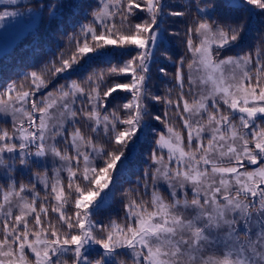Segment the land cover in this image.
I'll return each mask as SVG.
<instances>
[{
    "label": "snow or ice",
    "instance_id": "6c2138e0",
    "mask_svg": "<svg viewBox=\"0 0 264 264\" xmlns=\"http://www.w3.org/2000/svg\"><path fill=\"white\" fill-rule=\"evenodd\" d=\"M246 6L264 13V0L230 3ZM214 8V0L197 5L200 17L186 32L187 88L181 58L176 100L148 87L164 18L184 15L165 12L163 0H97L65 50L0 89V120L12 125L0 126L7 184H0V264H264V33L254 52L219 58L247 23L214 17ZM49 9L55 17L57 6ZM18 14L5 7L0 22ZM81 73L80 81L67 79ZM63 74L66 83L47 91ZM119 76L129 79L107 85L106 77ZM117 90L131 98L109 108ZM162 100L165 111L154 114L148 102ZM169 109L186 136L169 122ZM142 136L151 139L150 163L137 187L121 192L123 217L96 221ZM32 166L42 171L18 182L15 173Z\"/></svg>",
    "mask_w": 264,
    "mask_h": 264
},
{
    "label": "trees",
    "instance_id": "16d2710c",
    "mask_svg": "<svg viewBox=\"0 0 264 264\" xmlns=\"http://www.w3.org/2000/svg\"><path fill=\"white\" fill-rule=\"evenodd\" d=\"M44 2L47 3V2H51V1L44 0ZM55 2H56L55 0H52L53 4ZM206 2H207V0H187L186 5H183L182 3H179V0L163 1L164 5H165V9H164L165 11L167 10V8H172L174 6V7L179 8V9H177L179 12H181L182 10H184V12H186V14H185L186 17H184L185 20H184V18L180 19L177 16H166L165 19L169 20L170 24L174 25L175 28L178 26V28H180L182 30L183 29H189L190 27L194 29L195 28V22L200 17V14L197 12V5H199L200 7H204ZM236 2L239 3V2H241V0H239V1L236 0ZM56 3H57L56 4V6H57L56 16L50 17V16H47V14L45 15V10L43 7H41L40 12L37 13L39 15L38 25L34 26V30L44 29L45 26H48V23L50 21V23H49V26L51 29L50 33L52 32V34H53L54 38H56V40H54L52 35L49 34L46 41L50 45H53L54 41H55V51L53 53L48 51L47 53H45L39 57L36 55V53L31 52V50L29 51V50L25 49L24 51L19 52L20 49L22 48L21 44L13 46V48L6 55H3V58L0 59V65H1L0 66V89H2L4 85H6L7 83H10L13 80L19 81L22 78L21 77L22 73L35 71V70H38L40 68H43L47 64V62L52 60L53 58H55L60 51L65 50L66 46L68 45L69 36L73 35L74 33H77L79 31V26L81 23H88V21L91 20V16L88 13H90L92 8H95L97 6V0H57ZM230 3H231V0H217V1H215L214 2L215 8L212 11V16L217 17V18H221V17H226V18L244 17L246 20V23H247V27H246V31L244 32V34L242 36L241 41L237 44L238 45L237 50L235 49L236 46L231 47L227 51H222L220 53L219 58H223L225 56H236L237 53L244 54L245 52H254L255 46L260 41L261 34L264 33V30H262L264 27L261 28V30L259 29V25L264 26V13H261V11L259 9H256L254 6H246L245 8H233V7H230ZM32 4H35V3H32ZM28 5L29 6H35V5H31V4H28ZM3 6H1V7H3ZM7 8H10V6H8ZM248 9H251V10L249 11ZM31 10L32 9H30V12H31ZM71 20L74 23L69 28L68 25L70 24L69 22H72ZM134 22H139V20L134 21ZM54 30H56V31L54 32ZM247 31H248V33H246ZM44 32H46L45 29H44ZM181 37H182V39L180 41L175 40L173 37H172V39L176 42H179L180 45L183 44V46L181 45V47L179 46V47H177V49L180 50V52L182 53L183 56L188 58V62H187V64H188L193 58L192 53L189 52L187 49L186 42H185L186 35L183 38V34L181 32ZM41 39H42V36L39 38V42L41 41ZM193 39H194V43H198V40H196L195 35H193ZM19 40L22 41V44H23V42L24 43L26 42V38L24 40V37L19 38ZM255 40H257V41H255ZM242 41H247L248 45H246L245 47H241ZM38 45L42 48L44 47L43 44H38ZM162 54H164L165 56L164 57L158 56V61H157V56H156L157 53L155 51L154 60L150 66V71H149L150 79L148 81V87L150 88L151 93L153 95H158L161 97H164L167 95L168 98L176 100L178 98L179 88L175 86V81L173 80L175 72L173 70H170L169 74H167V75L161 74V73H159V68L156 67L157 64L159 66H160V64H163V66H160V68L167 69V66L165 64L169 63V64L173 65L175 62V58L173 56H170L169 54L167 55L166 52H163V51H162ZM214 55H215V53H214ZM3 67H6V68L3 69ZM100 67L106 68V67H108V65L107 64H100ZM184 72H185V69H184ZM48 75H50V73ZM64 77H67V74H63V76L55 77L53 80L57 79V81H56L57 84H64V83H66V79ZM119 77L120 78L106 77L105 80H106L107 85L112 84L113 82H118V83L127 82L129 79L128 76H119ZM45 78L47 79L48 76H46ZM82 78H83L82 73L81 74H74L71 77H67V79L77 80V81L82 80ZM186 79H187V76L185 77V80ZM26 82L27 81H25V83ZM169 85H171V89H172V91L170 93L168 91L166 92V88H167L166 86H169ZM186 86H187V84H186ZM103 87H104V85L101 86V90L103 89L101 92L104 91ZM123 95H124V98L117 97L113 101L110 102V105H111V103H115V105L114 106L112 105L111 108H114L117 105L123 104V103L127 102L128 99L131 98L130 95L126 92H123ZM109 98L110 97L107 98L108 101L110 100ZM187 98L191 99V97H189V96H187ZM148 103H149V108L151 109V111L154 114L162 115L163 112L165 111V109H164L165 106H164L163 100L160 102L150 101ZM173 112H174L173 109H169V113L171 115V116L169 115L171 118V119L169 118V122L172 123L177 130H180L182 132L183 130L181 129L182 128L181 120L178 117L174 116ZM121 114H123V113H121ZM150 123H151V126L154 127L155 130L158 132H160V130H162V128L164 126V125H160V122L154 121V120L150 121ZM0 126H2L4 128L7 127L9 132H11L12 125H11L10 118H9L8 122H5L4 120H0ZM80 127L83 128V132H85V134L88 135V132L84 128L85 126L83 124H81ZM182 133L186 136L185 130ZM132 146L133 145H130V150H131L130 153H127L128 160L126 162L127 163V171L126 172L130 175V179L132 178V179L137 180L138 178H140L142 176V173L145 169L141 168V166L135 165L136 168H138L140 170L139 174H136L137 175V177H136L134 171L131 170V167H130L131 162L134 161V163H139L140 165H142V167L144 166V163H148V164L150 163L149 160L145 161L143 156L147 155L149 157V150L152 147L151 139L150 138L145 139L142 136L141 140L139 142L135 143V148H134L135 151H134ZM131 152H133V153H131ZM18 168H19V166H18ZM32 169L35 171H42V170H40L41 168H37L36 166H32V168H30V169L19 170L17 172V174L23 173V171L28 172ZM48 174L50 177L52 176L51 171H49ZM62 175L65 176V173H62ZM15 176H16V174H15ZM17 181L22 182L18 179H17ZM0 182H2V184L5 185V189H6L7 184H5L6 181L3 179L2 176H0ZM65 183H66V181H65ZM133 183H134L133 180H131V182L128 185H121V186L117 187L115 198L108 202V204H110V206H105L98 213V216H100L98 219V222H103L106 219H108L107 213H111V211H113V213H114V212L119 210V213L116 215L115 218L121 219V217H123L124 212H122L123 208H121V204L123 205L122 198H121V195H118V193L124 191L125 189L137 187V185L133 184ZM38 185L42 186L40 184H38ZM36 190L40 192L41 197H43L45 195V193H42L41 190L37 186H36ZM161 193H162V195L165 196L166 199L168 198L166 186L161 188ZM141 195H143L142 189H141ZM189 195H191V194H189ZM144 199H149V197L144 196ZM53 203H55V201H53ZM52 216H55V214H53ZM94 256H95V254H92V256H90V258H94Z\"/></svg>",
    "mask_w": 264,
    "mask_h": 264
},
{
    "label": "rangeland",
    "instance_id": "374dc122",
    "mask_svg": "<svg viewBox=\"0 0 264 264\" xmlns=\"http://www.w3.org/2000/svg\"><path fill=\"white\" fill-rule=\"evenodd\" d=\"M49 1H51V2L45 3L44 0H17V3L15 5H10V4H8V0H0V11L4 10L5 7L10 6V8H7V10L17 11L19 13L15 17H7V18H5L4 21L0 22V59L3 58V55H6L13 48V46L18 45V44L22 45V48L20 49L19 52L24 51L25 49L29 50V51L31 50V52L36 53V55L39 56V57L42 56L43 54L47 53L48 51H50L52 53L55 51V41H54L53 45H50L46 41V39H47L49 34H51L53 39L56 40V38H54L52 32L50 33V31H51L50 26H49L50 21L48 23V26L44 27L46 32H44V29L34 30V26L38 25V17H39V15L37 13L40 12L41 7L44 8L45 15L47 14V16L51 17L49 6L50 5L56 6L57 0H55L56 2L54 4L52 3V0H49ZM163 1H166V0H163ZM186 1L187 0H179V3H182L183 5H186ZM215 1H217V0H214V2ZM237 1H239V0H237ZM32 3H35V4H32ZM28 4L35 5V6H29ZM1 6H3V7H1ZM30 9H32L31 12H30ZM177 9H179V8L173 6L172 8H167V10L165 12H173L174 10L178 11ZM181 12H183L184 15L183 16H179L178 18L183 19L184 17H186L185 16L186 12H184V10H182ZM184 20H185V18H184ZM69 23L70 24L68 25V27L70 28L71 25L74 22L72 21V22H69ZM161 27L166 29V32H165L164 36L162 37L161 46L159 47L158 50H156L157 61H158V56L159 57H164L165 56L164 54H162V51L166 52L167 55L169 54L170 56H173L175 58V62H174L173 65H171L169 63L165 64L167 66V69H165V72L167 74H169L170 70H173L174 72H176V69L179 67V60L181 58H183L184 63H185L184 76L186 77L188 75L187 67H186L187 62H188V58L183 56L182 53L180 52V50L177 49V47H179V46L181 47V45L183 46V44L180 45L179 42L174 41L172 39V37L175 40L180 41L182 39L181 32H182L183 38H184V36L186 35V32H187L188 29H183L182 30V29L178 28V26L175 28L174 25L170 24V21L165 19V18H164V23L161 25ZM263 27H264L263 25H259V29L260 30ZM262 30H264V28ZM55 31L56 30H54V32ZM248 31L246 33H248ZM41 36H42V39L39 42V38ZM70 36H72V35H70ZM23 37H24V40L26 38V42L25 43L23 42V44H22V41L19 40V38H23ZM255 41H257V40H255ZM185 42H186V39H185ZM38 44H43L44 47L42 48ZM246 45H248L247 41H242L241 42V47H245ZM237 46L238 45H236V47H235L236 50H237ZM237 54H239V53H237ZM160 66H163V64H160ZM160 66L157 64L156 67L159 68V73L164 74V73L160 72V69H161ZM93 67H100V64L93 65ZM5 68L6 67H3V69H5ZM117 78H120V77H117ZM173 80H174V78H173ZM56 81H57V79L53 80L52 83L49 84V87H48L47 91L53 90V85L57 84ZM185 81H186L185 83L187 84V79ZM28 83L29 82L25 83V88L28 87ZM186 84H185V88H187ZM109 85H111V84H109ZM166 87H167L166 88V92L168 91V89H171V85L166 86ZM117 97L124 98L123 91L117 90V92L113 93L112 97L109 98L110 99L109 101L111 102ZM185 98H187V95L185 96ZM187 99H189V98H187ZM189 101L191 102V99H189ZM112 105L114 106L115 103H111V105L109 103L108 107L111 108ZM120 105H122V104H120ZM169 115H170V113H169ZM170 116H169V118H170ZM181 123H182V121H181ZM160 125H163V124L160 123ZM5 128L7 129V127H5ZM81 130L83 131V128H81ZM164 130L165 129H164V126H163V128H162V130H160V132L164 131ZM132 147L134 149L135 148V144ZM134 151H135V149H134ZM133 152H131V153H133ZM143 158H144L145 161L149 160V157L147 155L146 156L144 155ZM135 165L141 166V168L146 169L149 164L148 163H144V166L142 167V165H140L139 163H134V161L131 162V165H130L131 170L134 171L135 176L137 177L136 174H139L140 170L138 168H136ZM40 170H42V169H40ZM65 176H66V173H65ZM16 179L22 181L25 184H29V180L31 178L28 179V177H26V174H22V176L17 174L16 175ZM117 180H118V187L121 186V185H128L131 182V180H133V182H134L133 184H136L135 183L136 180L132 179V178L130 179V175L126 171L124 172V175L119 176L117 178ZM105 191H107V190H105ZM101 195L103 196L104 194L102 193ZM118 195H121V192H119ZM37 203H39V201ZM121 208H123L122 204H121ZM122 212H123V209H122ZM118 213H119V210L114 212V213H113V211H111V213H107L108 214V219H106L102 223L107 224L109 222L110 218L116 219L119 222L120 218L119 219L115 218ZM53 214L54 213H51V212L49 213L50 216H52ZM99 217L100 216H98V214H97V215H95L94 219L96 221H98ZM69 264H71V261H69Z\"/></svg>",
    "mask_w": 264,
    "mask_h": 264
}]
</instances>
